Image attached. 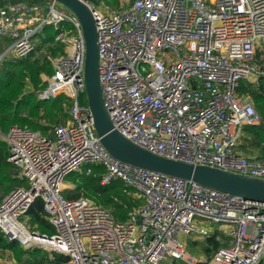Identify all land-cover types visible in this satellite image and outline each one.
Instances as JSON below:
<instances>
[{
  "label": "built area",
  "instance_id": "1",
  "mask_svg": "<svg viewBox=\"0 0 264 264\" xmlns=\"http://www.w3.org/2000/svg\"><path fill=\"white\" fill-rule=\"evenodd\" d=\"M41 1L0 7V40L11 43L0 62L27 57L44 26L61 29L69 22L72 29L55 37L63 55L46 56L52 73L41 75L45 88L37 92L39 100L68 98V119L47 134L19 126L1 133L7 162L26 183L0 197L1 234L25 251L63 255L68 264L200 262L182 237L215 240L208 264H264V202L133 167L107 153L87 105L81 26L58 3ZM82 1L95 21L103 106L121 136L166 159L264 180V158L238 149L243 127L259 126L261 118L251 98L236 92L241 81L257 87L264 76L254 66L264 43V0H132L126 10L106 14ZM92 166L104 169L101 186L122 182L141 200L127 221L88 198L64 197L66 179L89 176ZM36 199L51 235L29 225L26 213Z\"/></svg>",
  "mask_w": 264,
  "mask_h": 264
},
{
  "label": "trees",
  "instance_id": "2",
  "mask_svg": "<svg viewBox=\"0 0 264 264\" xmlns=\"http://www.w3.org/2000/svg\"><path fill=\"white\" fill-rule=\"evenodd\" d=\"M29 4H38L41 0H24ZM91 5H98L102 0H84ZM13 2V1H8ZM6 2H0V7ZM61 29H55L53 25L44 26L38 34L39 43L36 51L23 59L4 58L0 62V132L5 134L10 127L19 126L24 129L41 131L46 133L52 125L64 124L68 119L70 100L62 95L49 100H39L37 92L45 88L41 75H50L51 66L46 59L47 55L59 57L63 55V44L55 41V37L64 29L71 30L69 22H63ZM44 50V52H41ZM41 53L42 55H36ZM254 62L260 65L264 71V60L256 51ZM237 94L247 95L251 98L255 111L261 118L259 126H244L239 140L238 149L247 156L264 158V76L258 79L255 87L248 81H241L237 88ZM84 104L83 98L79 99ZM7 148L0 140V190L4 194L16 187L26 186L25 181L18 178L19 170L7 162ZM89 176L83 173H73L69 181L74 188L65 190L64 197L67 200H75L85 197L108 209L112 216L125 222L128 215L134 212L141 200L132 197L133 189L124 188L123 183L113 181L108 185H100V175L104 169L100 166H92ZM26 216L29 225L41 234L51 235L54 230L46 219L42 201L36 199ZM213 246V245H212ZM218 245L211 247L204 245L201 254L211 257V251L217 250ZM193 252L192 248L187 249ZM0 251L9 252L18 264H68V258L53 254H42L39 249L32 251L23 250L18 243L8 241L0 232ZM213 252V251H212ZM198 262L196 264H208ZM173 264V263H172ZM174 264H184L175 261Z\"/></svg>",
  "mask_w": 264,
  "mask_h": 264
},
{
  "label": "water",
  "instance_id": "3",
  "mask_svg": "<svg viewBox=\"0 0 264 264\" xmlns=\"http://www.w3.org/2000/svg\"><path fill=\"white\" fill-rule=\"evenodd\" d=\"M8 1L16 0H0V2ZM46 1L56 2L64 7L76 17L81 26L86 48L84 83L87 105L100 143L111 157L133 167L192 181L206 188L240 196L250 201L264 202V180L166 159L144 150L121 136L113 128L103 106L98 77L96 28L91 11L82 0Z\"/></svg>",
  "mask_w": 264,
  "mask_h": 264
},
{
  "label": "rangeland",
  "instance_id": "4",
  "mask_svg": "<svg viewBox=\"0 0 264 264\" xmlns=\"http://www.w3.org/2000/svg\"><path fill=\"white\" fill-rule=\"evenodd\" d=\"M130 2L131 0H102V1H99L98 5H94V7H96L102 14H106L105 11H108V12H111L112 10L124 11L126 10ZM41 52H44V50H41ZM257 52L260 54V58L264 60V43L261 45L260 48L257 49ZM39 55H42V54L40 53ZM254 66L257 68H261L260 65L256 64V62H254ZM0 135H1V132H0ZM70 180H71V176H69L66 179L67 182H66L65 190L74 188V186L69 182ZM3 193L4 192L0 190V196H2ZM25 220L28 222L27 218H25ZM205 226L208 228H211L213 225L206 223ZM182 241L185 244L186 249L192 248L193 252H190L189 254L192 255L195 259L203 263L208 261V257L201 254V251L204 245L210 244L211 247L217 246L214 239H210L209 241L205 239H201V240H197L193 242L191 237H182ZM40 251L43 255L44 254L46 255V252H44L43 250H40ZM212 251L214 252V250ZM212 251H211V255L213 254ZM49 258L52 259L53 256L49 255ZM174 262L175 261L169 258V259H166L162 264H172V263L174 264ZM0 264H18V263L13 259L11 254L6 253L0 256Z\"/></svg>",
  "mask_w": 264,
  "mask_h": 264
},
{
  "label": "crops",
  "instance_id": "5",
  "mask_svg": "<svg viewBox=\"0 0 264 264\" xmlns=\"http://www.w3.org/2000/svg\"><path fill=\"white\" fill-rule=\"evenodd\" d=\"M131 2H132V0H131ZM130 2V3H131ZM129 3V4H130ZM10 46H11V43H10V41L8 40V39H1L0 40V55H2L3 53H5V52H8L9 51V49H10ZM38 54H40V53H38ZM37 53H36V55H38ZM19 178V177H18ZM20 179V178H19ZM3 195H4V193H3ZM1 197V196H0ZM6 253H8V254H10L9 252H7V251H0V256L1 255H3V254H6Z\"/></svg>",
  "mask_w": 264,
  "mask_h": 264
}]
</instances>
